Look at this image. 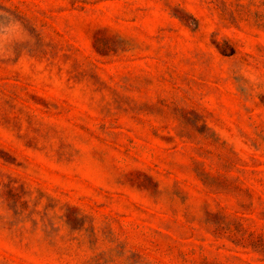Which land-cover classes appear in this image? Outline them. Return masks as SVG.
<instances>
[{
    "label": "rangeland",
    "instance_id": "374dc122",
    "mask_svg": "<svg viewBox=\"0 0 264 264\" xmlns=\"http://www.w3.org/2000/svg\"><path fill=\"white\" fill-rule=\"evenodd\" d=\"M0 264H264V0H0Z\"/></svg>",
    "mask_w": 264,
    "mask_h": 264
}]
</instances>
